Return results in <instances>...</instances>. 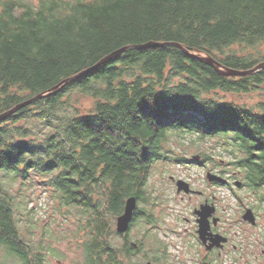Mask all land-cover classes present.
Returning <instances> with one entry per match:
<instances>
[{
  "label": "trees",
  "instance_id": "16d2710c",
  "mask_svg": "<svg viewBox=\"0 0 264 264\" xmlns=\"http://www.w3.org/2000/svg\"><path fill=\"white\" fill-rule=\"evenodd\" d=\"M148 42L250 70L264 61V0H0V114ZM217 92L259 99L247 106L209 97ZM186 134L215 140L264 202V69L228 77L175 46L129 48L33 100L0 121V251L19 264L58 256L55 231L38 236L24 189L37 180L71 226L65 232H84V264H135L136 249L110 243V221L130 197L153 206V169L186 163L169 145ZM199 157L195 164L207 160Z\"/></svg>",
  "mask_w": 264,
  "mask_h": 264
},
{
  "label": "rangeland",
  "instance_id": "374dc122",
  "mask_svg": "<svg viewBox=\"0 0 264 264\" xmlns=\"http://www.w3.org/2000/svg\"><path fill=\"white\" fill-rule=\"evenodd\" d=\"M33 1L37 3L38 0ZM261 63H264V61H261ZM209 97L218 98L222 101H234L235 103L246 104L247 106H252L259 99L256 93L233 95L217 92L210 94ZM82 102L80 105L81 110L91 105V100L88 98L82 100ZM169 145L173 149L174 154H181V156L186 157V163L159 162L153 169V173L148 180V191L152 192L153 198L158 197L159 199L152 203V207L147 206L146 209H148L147 211L149 213L153 214L152 216L159 223L157 222L155 224L153 222L155 226L149 224L145 226L143 223L134 225L130 233V237L132 238L130 241L133 243L140 241L142 243L141 251L139 253L137 252L131 259L135 264H147V262H151L152 264H187V254L179 244L182 240L175 233L177 226L175 225L176 221L174 219L176 210L178 211L180 208L182 210L185 201H181L175 196V188L169 177L173 176L186 180L192 176L204 174L201 165L195 164L194 156H201L202 154L207 156L205 169H210L222 175H235L242 181L236 169L229 166L230 161L226 155H221L222 150L216 146L215 140H200L194 134H186L184 136H172L169 140ZM165 148L168 149L169 147L166 146ZM14 187L16 190L18 186L15 185ZM24 189L28 196L32 198L29 206L36 211V217L39 222L37 230L38 236L42 234V230L47 226H50L55 231V240L52 239V242L58 250V256L54 257L53 255H49L46 259L47 264H84L85 258L83 249L80 246L85 237L84 232H80L75 239L71 238V233L65 232L72 228L68 223H62L63 221L59 214L55 213L56 203L50 200V196L44 191L41 181L35 180L32 187L28 186ZM201 189H205L210 193L209 190L211 188ZM214 190L216 192L218 191L217 196L220 206L227 210L225 214L232 213L240 207H251L258 214L257 222L264 227V202L258 201L248 188H237L233 185L231 189L214 188ZM236 195L242 199V202H236ZM158 202H160L159 206ZM54 219L58 220L53 221ZM177 224H179V221H177ZM110 225L111 232L108 236L110 243L121 246L123 239L115 229V217L111 219ZM256 231L261 232L263 230L257 229ZM162 243H164L166 250L161 246ZM0 264L19 263L16 261V258L8 257L7 254L0 251Z\"/></svg>",
  "mask_w": 264,
  "mask_h": 264
},
{
  "label": "flooded vegetation",
  "instance_id": "af4514ba",
  "mask_svg": "<svg viewBox=\"0 0 264 264\" xmlns=\"http://www.w3.org/2000/svg\"><path fill=\"white\" fill-rule=\"evenodd\" d=\"M201 167L204 174L200 176H192L186 180L173 176L169 177L175 188V196L181 201H185L184 208L176 210L174 219L177 226L175 233L182 240L179 244L187 254V264H264V227L257 222L258 214L256 210L244 206L232 213L225 214L227 210L220 206L217 196L218 191L214 190V188L231 189L233 185L241 188L243 182L235 175H222L210 169H205V161L201 164ZM209 172L224 181H210L208 178ZM178 181L185 183L186 190L181 189L178 192ZM207 187L211 188L210 193L205 189H201ZM158 199V197L155 198V200ZM135 201L128 229L118 235L123 239V244L126 243L139 253L142 243L138 240L135 243L130 241L132 239L130 233L134 228V224L144 222L146 219L145 210L148 209L144 208L143 204L138 205L137 200ZM236 202H242L238 195H236ZM158 203L159 206L160 202ZM124 209L125 205L120 215L124 213ZM248 210L251 211V218L254 221L249 220L250 216H246ZM137 211L141 216L134 222ZM147 215L150 216L152 221V224L149 225L155 226L158 220L148 211ZM119 216H116L115 219ZM177 221H179V224H177ZM257 229L263 231L257 232ZM161 246L165 249L164 243ZM148 263L152 264L151 262Z\"/></svg>",
  "mask_w": 264,
  "mask_h": 264
},
{
  "label": "water",
  "instance_id": "95a60500",
  "mask_svg": "<svg viewBox=\"0 0 264 264\" xmlns=\"http://www.w3.org/2000/svg\"><path fill=\"white\" fill-rule=\"evenodd\" d=\"M175 46L179 49H181L184 53H186L188 56L198 59L200 61H202L203 63L213 67L214 70H216L219 74L224 75V76H228V77H240V76H246V75H250L253 74L259 70L264 69V63H260L257 66H255L254 68L250 69V70H243V71H239V70H233V69H229L226 68L224 66H222L218 61H216L215 59L203 55V54H199V53H194L191 52L189 50H187L185 47H183L182 45L178 44V43H171V42H164V43H155V42H148L145 44H141V45H133V46H125L122 47L116 51H114L113 53H111L110 55L106 56L105 58H103L102 60H100L98 63H96L94 66H92L90 69L84 70L83 72L66 78L64 79L62 82H60L58 85H56L54 88L50 89L48 92L40 94L30 100H27L23 103H20L18 105H16L15 107H13L12 109H10L9 111L0 114V121L4 120L5 118H7L8 116L14 114L15 112H17L19 109L27 106L28 104H30L33 100L39 99L41 97L50 95L56 91H58L61 87H63L65 84L72 82L73 80L77 79L79 76L83 75L86 72H89L91 70H94L95 68H97L99 65L105 63L108 60L114 59L116 58L119 54H121L123 51H125L126 49L129 48H136V49H144V48H148V47H153V46ZM194 160H199V156H194L193 157ZM208 178L210 181H224L223 179H221L220 177L212 174L211 172L208 173ZM237 185H239V183H237ZM181 189L186 190L185 187V183L183 181H178V192L181 191ZM135 198L134 197H130L126 200V204H125V209H124V213L122 215H120L119 217H117L116 219V231L118 233H124L129 226V222L131 220L132 217V212L133 209L135 207ZM246 216H250L249 220L254 221L253 218H251V211H247ZM150 264V263H148Z\"/></svg>",
  "mask_w": 264,
  "mask_h": 264
}]
</instances>
